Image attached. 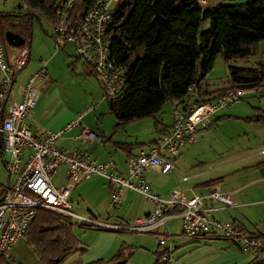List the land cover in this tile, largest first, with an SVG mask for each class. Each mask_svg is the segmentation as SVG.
I'll list each match as a JSON object with an SVG mask.
<instances>
[{
  "label": "built area",
  "instance_id": "built-area-1",
  "mask_svg": "<svg viewBox=\"0 0 264 264\" xmlns=\"http://www.w3.org/2000/svg\"><path fill=\"white\" fill-rule=\"evenodd\" d=\"M119 0H94L82 9L75 21L72 11L78 0H62L55 5L57 20L53 27L56 48L72 43L76 59L87 64L96 76L106 99L116 101L125 93L124 64L117 63L109 54L108 46L112 35L109 22ZM202 6L208 0H196ZM19 47L0 42V152L7 155L4 162L7 183L0 186V256L10 255L13 245L23 237L37 209L50 210L80 224L106 230H128L140 234H156L158 244H174V236L166 226L174 216L182 219V233L191 239H201L204 234L218 235L230 241L252 258L264 259V236L246 232L234 220L219 221L212 216V208L205 201L217 202L222 207L233 205L230 197L217 189L201 195L188 196L174 189L167 196L153 192L144 171L152 168L169 174L175 168L174 159L181 150L198 141L199 131L208 129L215 114L241 100L244 91H229L212 102L196 103L188 99L184 105L174 102L173 123L170 132L156 144H148L126 158L125 172L121 173L113 160L99 162L84 151H64L55 146V141L64 133L80 124V113L76 119L58 131L32 130L27 122L36 105L39 90L36 85L48 80L46 65L31 74L15 97L13 86L17 74L22 71L29 55L27 36ZM9 47L14 52L8 51ZM190 86L188 90H193ZM79 137L95 140V132L81 128ZM65 167V183L56 186L52 182L58 168ZM94 176L103 178L112 186L110 201L117 206L123 192L134 191L145 201L153 203V209L135 218L131 223L118 224L97 221L77 214L69 201L75 185ZM190 176L181 177L186 181ZM159 229H161L159 231ZM167 259V256L163 257Z\"/></svg>",
  "mask_w": 264,
  "mask_h": 264
},
{
  "label": "trees",
  "instance_id": "trees-1",
  "mask_svg": "<svg viewBox=\"0 0 264 264\" xmlns=\"http://www.w3.org/2000/svg\"><path fill=\"white\" fill-rule=\"evenodd\" d=\"M61 1L17 0L11 9H0V42H5L7 31L22 38L27 36L30 41L34 20L39 21L41 17L54 27L57 20L55 5ZM93 1L78 0L71 21H75L78 13ZM109 29L112 32L109 54L117 63L124 64L126 87L120 99H107L106 114L116 120L113 134L132 121L154 118L166 102L173 106L174 102L177 106L184 105L188 99L196 103L212 102L236 90L264 95V0L218 2L212 6H202L196 0H119ZM51 37L53 39V34ZM217 56L226 64L227 74L224 85L214 88L206 76ZM77 61L75 57L74 62ZM235 61H242L244 65L237 66L233 64ZM68 67L73 71L74 63ZM87 75L95 76L91 69ZM190 86L194 89L188 90ZM253 111L250 116L225 117L264 122V109L253 107ZM158 124L154 122L158 137L148 143L114 142L113 134L106 141L128 157L145 145L158 143L170 132L172 125L159 127ZM216 182L217 179H211L199 186L210 188ZM1 197L0 194V200ZM23 237L33 248L38 264H63L73 253L86 252L85 245L73 233L72 220L46 209H37ZM208 238L212 239L214 235L204 234L201 239ZM160 247L158 244L153 264H168L171 250H160ZM134 250V246L122 243L109 259L99 258L87 264H126ZM165 256L167 259H163ZM0 264L22 263L10 254L0 256ZM246 264H264V259L252 258Z\"/></svg>",
  "mask_w": 264,
  "mask_h": 264
},
{
  "label": "rangeland",
  "instance_id": "rangeland-1",
  "mask_svg": "<svg viewBox=\"0 0 264 264\" xmlns=\"http://www.w3.org/2000/svg\"><path fill=\"white\" fill-rule=\"evenodd\" d=\"M247 1L249 0H208L206 6H212L218 2L244 3ZM16 2L17 0H0V9L9 10ZM52 33L53 25L47 19L41 17L39 21L34 20L29 41V61L16 76L17 81L13 86L15 97L17 98L18 90L27 78L40 67L41 62H44L48 80L36 85L39 96L33 110L42 128L61 129L60 126L65 117L74 116L75 118L87 111L80 121V126L94 131L97 138H101L103 134L104 142L80 139L79 142L84 145L80 150H85L92 158H98L101 161L113 160L119 168L124 167L126 154L115 148L111 142L106 141L113 134V125L116 120L113 116L106 114L107 99L97 78L87 75L90 71L87 64L74 62L75 48L72 43L64 48H56L51 37ZM11 49L14 48L9 47L8 51ZM70 63H74L73 71L68 67ZM233 64L244 65L242 61H235ZM226 74L227 66L222 58L217 56L206 78L211 87L219 88L224 85ZM259 106L264 108V95L259 96L255 92L248 91L240 101L222 107L221 111L222 109L223 111L228 110L232 112L228 114L243 117L253 114V107ZM173 108L171 102H166L154 118L145 117L132 121L123 129L116 131L113 134V141L131 144L148 143L158 137L155 121L159 122V127L172 125ZM30 122L35 129L38 128L32 118ZM249 124L250 122L242 119L225 117L202 131L197 143L181 150L180 156L174 161L175 171L162 174L156 169H146L144 175L151 184L153 192L164 196L171 190L179 189L189 195V187L193 188L194 185L204 180L218 176L214 172L216 166L244 155L248 151L252 152L254 147L248 140L252 138L247 135ZM77 129L75 128L56 140V147L58 148L62 141L68 144L74 143L76 140L68 137ZM200 172L208 173V175L195 178ZM228 175L223 179L225 184L231 180ZM183 176L191 177L187 181H182ZM6 183L7 172L4 166V156L0 154V186ZM69 201L77 214L101 222L118 224L131 223L135 218L141 217L154 207L153 203L145 201L141 194L134 191H125L120 203L113 206L107 182L99 176L77 183L70 194ZM72 223L73 233L85 245L86 252L73 253L63 264H87L99 258L109 259L122 243L135 247L126 264H153L155 262V251L158 249L156 234H140L128 230L112 231L97 227L85 228L76 219H73ZM166 226L174 236L175 243H167L159 249L169 248L171 250L168 264H233L235 262L246 264L252 259L250 254L242 252L225 238L216 236L213 239L192 241L190 237L182 233L180 216H174ZM247 230L246 232H252L250 225L247 226ZM10 254L22 264H38L33 248L26 243L24 237L13 245ZM234 258L237 260L235 261Z\"/></svg>",
  "mask_w": 264,
  "mask_h": 264
},
{
  "label": "crops",
  "instance_id": "crops-1",
  "mask_svg": "<svg viewBox=\"0 0 264 264\" xmlns=\"http://www.w3.org/2000/svg\"><path fill=\"white\" fill-rule=\"evenodd\" d=\"M9 52L13 53L14 49H11V51H9ZM29 55H30V48H29ZM21 87H20V89H21ZM19 90H18V92H19ZM17 98H19L18 94H17ZM34 109H35V106L31 110L29 116L26 119L28 124L32 128V130H34L35 132H40L43 129H49L52 131L60 130V129H53V128H42L43 126H41L42 125L41 122L39 120H37L35 117V114H33ZM262 109H264V108H262ZM228 113H232V112L228 111V110L223 111V109H222V111L219 110L215 115V119H214L215 122H213V124L220 122L221 119H224L225 116H227V115H230V116L235 115V114H228ZM83 116H82V118H83ZM76 117L75 118H74V116L65 117V119L63 120V123L61 124L60 127H63L64 125H66L70 121L76 119ZM31 118H32V120H34L36 122V125L38 128L35 129V127L31 124V122H30ZM82 118H81V120H82ZM80 125H81V123L78 124L77 126H75L74 128H72L70 131L64 133V134H68L69 132H71L75 128L77 129ZM81 128H83V127L80 126V128H78L76 130V132L70 134L68 137V138H72V139L76 140L74 143L68 144L66 141H62L59 144L58 148L62 149L64 151H71L74 149L80 150L82 148V146H84L79 142V140L82 139L79 137V133H80ZM247 129L249 131V134L247 133V135L252 138L251 140H250V138L248 140L252 142L253 147H254L252 149V152L248 151L244 155H241V156H239L233 160H230L228 162H225L223 164L216 166V169L214 170V172L217 173L218 176H216L215 178H211V179H217V182L214 184V186H212L210 188L211 189H217L219 191L226 193L230 197V199L232 200L233 205L228 206V207H222V205H220L219 203L209 201V200L205 201V205L212 208L211 214L215 219H217L219 221L234 220L245 231H248L247 226L250 225L252 228V230H251L252 232H249V233H255V234L264 236V164H261L264 162V122H250ZM202 131H204V130L199 131V134ZM199 134H198V140H199V136H200ZM63 135H61V136H63ZM102 137H104L103 134H102L101 138H97V136H96L95 140H99V142L102 143V142H104V139ZM101 140H103V141H101ZM81 151H84L86 153L85 150H81ZM0 154L4 156V162H5L7 155H5L3 152H0ZM126 158L123 162L124 167L119 168L117 166V169L121 173L125 172ZM92 159H95L99 162H102L98 158H92ZM259 163H260V165H257ZM115 164H116V162H115ZM206 175H208V173L202 174V172H200V174L198 176L196 175L195 178L205 177ZM227 175L229 177H231V180L228 182V184H225L223 182V179ZM211 179L204 180V181L200 182L199 184L194 185L193 188L189 187L188 188V193H189L188 196L201 195V194L206 193V191L210 188H204V187L199 186V185L201 183L208 181V180H211ZM52 182L56 186H60V185L65 183V167L64 166H61L58 168L57 172L52 177ZM107 188H108V192L111 193L112 186L107 183ZM125 191H127V190H125ZM124 192H123V195H124ZM167 194L164 196H167ZM158 195H160V194H158ZM160 196H162V195H160ZM225 212H226V214H224ZM108 223H111V222H108ZM216 236H218V235H215L214 238ZM218 237H220V236H218ZM221 238H223V237H221ZM234 259H235V261L237 260V258H234Z\"/></svg>",
  "mask_w": 264,
  "mask_h": 264
},
{
  "label": "water",
  "instance_id": "water-1",
  "mask_svg": "<svg viewBox=\"0 0 264 264\" xmlns=\"http://www.w3.org/2000/svg\"><path fill=\"white\" fill-rule=\"evenodd\" d=\"M5 40L6 42L13 46V47H19L23 44L24 39L19 34L7 31L5 34Z\"/></svg>",
  "mask_w": 264,
  "mask_h": 264
}]
</instances>
